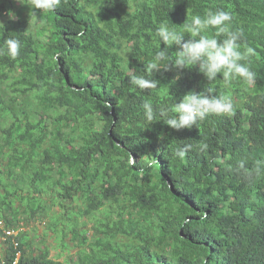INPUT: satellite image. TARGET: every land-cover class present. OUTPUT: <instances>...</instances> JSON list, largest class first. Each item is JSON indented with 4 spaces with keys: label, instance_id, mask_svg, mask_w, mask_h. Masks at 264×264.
Listing matches in <instances>:
<instances>
[{
    "label": "trees",
    "instance_id": "obj_1",
    "mask_svg": "<svg viewBox=\"0 0 264 264\" xmlns=\"http://www.w3.org/2000/svg\"><path fill=\"white\" fill-rule=\"evenodd\" d=\"M29 4L0 0V264H264V0H60L37 18ZM219 10L243 32L240 50H255L241 61L254 83L176 69L179 46L156 35L161 22L182 31ZM10 38L21 43L14 59ZM132 75L157 87L139 89ZM207 88L230 96L234 113L191 129L164 123ZM47 237L63 249L55 257Z\"/></svg>",
    "mask_w": 264,
    "mask_h": 264
},
{
    "label": "clouds",
    "instance_id": "obj_2",
    "mask_svg": "<svg viewBox=\"0 0 264 264\" xmlns=\"http://www.w3.org/2000/svg\"><path fill=\"white\" fill-rule=\"evenodd\" d=\"M60 0H30V8L33 17L37 18L36 10H54ZM232 15L228 11H209L204 17L193 15L190 22L183 24V30L170 26L168 22H161L156 29V35L166 46H179L177 55L172 66L176 69H184L186 66H197L198 71L204 75L208 81L217 78V74H222L225 83L231 80L242 78L248 83H254L257 74L251 70L250 66L241 63L248 56L254 55L255 50L245 45L241 51L239 41L243 38L242 31H231L229 29ZM209 27L216 29L215 36L202 35ZM183 32L190 33L193 39L184 40ZM223 35L225 38L218 40L217 37ZM198 37V39H197ZM7 53L13 59L19 55L21 43L18 39L10 38L5 41ZM167 49L157 50L155 58L147 65L149 72L161 68L160 61L167 59ZM169 66V65H168ZM167 66V67H168ZM131 84L139 89H154L158 81L141 76L132 75ZM214 89L207 88L202 92L189 91L179 103H175L171 111L174 113L170 118H166L164 123L175 130L191 129L198 121H203L209 114L232 115L234 105L232 98L228 95H212ZM144 113L148 121L155 119L153 107L150 103L143 105ZM166 109H161L160 115H167ZM191 145L178 147L175 156L184 159ZM207 148V145H202ZM129 165L135 166L136 159L130 156Z\"/></svg>",
    "mask_w": 264,
    "mask_h": 264
},
{
    "label": "rangeland",
    "instance_id": "obj_3",
    "mask_svg": "<svg viewBox=\"0 0 264 264\" xmlns=\"http://www.w3.org/2000/svg\"><path fill=\"white\" fill-rule=\"evenodd\" d=\"M28 15H29L28 11L24 12V14H23V16H25V17ZM11 16H16V14H12ZM29 19H32V18H29ZM0 20H1V22H5L6 18L2 16L0 18ZM2 91H4V87L2 88ZM20 99L23 100L22 97ZM83 220L88 222V224H87L88 228H90L92 226V222L88 221L87 218H84ZM44 226H45L44 224H41L38 222L36 224H33L30 226L31 234L34 235V237L37 241H39L42 238V234L44 233ZM38 236H41V237H38ZM47 243L49 245H51V253H50L51 256L55 257L57 255V253H60L61 251H63V249L61 247H58V248L56 247L57 242L52 237H47ZM75 251L76 250L74 248L71 249L72 253H75ZM65 252H67V251H65ZM59 259L64 260V256L59 257Z\"/></svg>",
    "mask_w": 264,
    "mask_h": 264
},
{
    "label": "built area",
    "instance_id": "obj_4",
    "mask_svg": "<svg viewBox=\"0 0 264 264\" xmlns=\"http://www.w3.org/2000/svg\"><path fill=\"white\" fill-rule=\"evenodd\" d=\"M0 226H4L2 221H0ZM5 233H6L7 237H15L18 235L19 231L16 229H6ZM16 245H18V243H16Z\"/></svg>",
    "mask_w": 264,
    "mask_h": 264
}]
</instances>
